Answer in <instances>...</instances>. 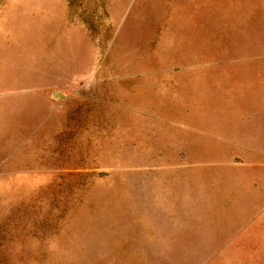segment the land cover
I'll return each instance as SVG.
<instances>
[{
	"label": "rangeland",
	"instance_id": "1",
	"mask_svg": "<svg viewBox=\"0 0 264 264\" xmlns=\"http://www.w3.org/2000/svg\"><path fill=\"white\" fill-rule=\"evenodd\" d=\"M0 264H264V0H0Z\"/></svg>",
	"mask_w": 264,
	"mask_h": 264
}]
</instances>
